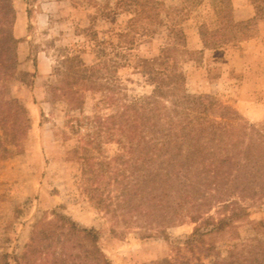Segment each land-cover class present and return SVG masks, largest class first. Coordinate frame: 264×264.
Instances as JSON below:
<instances>
[{
  "label": "rangeland",
  "instance_id": "rangeland-1",
  "mask_svg": "<svg viewBox=\"0 0 264 264\" xmlns=\"http://www.w3.org/2000/svg\"><path fill=\"white\" fill-rule=\"evenodd\" d=\"M24 1L14 0L13 7L18 9ZM29 1L39 10L43 3H56L45 10L53 11L50 26L47 27V18L36 16L31 30L35 37L31 52H41L35 63L42 73L50 70V74L42 78L37 92L30 88L35 76L22 75L21 82L30 90L29 96L26 89L18 91L15 85L10 89L0 86V264H22L24 247L35 234L36 247L28 260L30 264L62 261L82 252L81 246L87 247L90 241L110 264H185L190 260V264H246L250 248L264 249V202L243 201L236 196L215 205L203 218H211L208 223H186L152 238L132 231L124 241L110 233L109 223L77 187L79 167L75 151L91 127L79 128L76 137L64 141V107L34 101L46 99L45 87L55 82L52 70L60 65L64 68L67 57H77L96 76L106 72L100 48L86 36L90 30L97 32L98 41L108 47L113 58L108 67L116 84L125 89L121 95H125L127 103L138 104L150 94L154 77L149 70L164 66L141 64L149 28L135 22V11L121 13L109 23L101 18L99 7L109 2L110 9H115L119 0ZM13 7L11 0L5 13L13 12ZM151 18L155 24L185 29V48L179 44L168 49L185 89L184 106L195 107L206 101L211 108L225 106L242 118L248 125L244 144L257 156L264 182V42L253 47L242 45L241 40L252 33L239 28L232 12L212 13L205 5L190 14L180 0H152ZM207 18H213L215 24L202 40L194 26L196 21L209 22ZM157 43L169 42L159 36ZM245 80L250 85L256 81L260 88L247 89ZM81 94L80 117L84 119L94 115L108 117L119 108L118 104H106L99 93ZM117 151L111 144L108 157ZM56 216L73 223L78 236L64 232L56 221L46 225Z\"/></svg>",
  "mask_w": 264,
  "mask_h": 264
},
{
  "label": "trees",
  "instance_id": "trees-1",
  "mask_svg": "<svg viewBox=\"0 0 264 264\" xmlns=\"http://www.w3.org/2000/svg\"><path fill=\"white\" fill-rule=\"evenodd\" d=\"M180 2L190 14L204 5L212 13L231 9V0ZM246 2L253 7L257 18H264V0ZM115 3V9H110L109 2L98 6L101 18L109 23L121 13L135 11V22L145 23L149 28L141 64L164 66L149 70L154 77L150 94L138 104L125 101V95H121L125 89L116 84L108 67L113 62L108 47L98 41L97 32L90 30L86 36L100 48L106 72L96 76L77 57H67L64 68L60 65L52 70L55 82L45 87L46 99L34 101L64 107L66 121L61 131L64 141L76 137L79 128L91 127L75 151L79 167L77 187L81 195L109 223L110 233L122 241L132 231L152 238L186 223H208L211 218L204 220V216L233 196L243 201L264 202V182L257 156L244 144L247 123L225 106L211 108L206 101L195 107L184 106L185 89L176 74L178 65L169 58L168 49L179 44L185 48V29L153 23L152 0ZM10 5L11 0H0L1 87L11 81L21 82L25 75L16 60L19 41L12 35L15 17L13 12L5 13ZM207 19L209 22L196 21L194 26L202 40L215 24L213 18ZM159 36L167 38L169 43L158 44ZM30 87L37 92L31 83ZM90 91L101 94L106 104H118L116 113L108 117H80L81 92ZM111 144L118 151L108 157ZM55 221L70 236H78L75 225L58 216L46 225ZM36 236H31L24 247L22 264H30ZM81 248L82 252L67 257L71 261L64 258L52 264H110L91 241ZM245 263L264 264V249L250 248Z\"/></svg>",
  "mask_w": 264,
  "mask_h": 264
},
{
  "label": "crops",
  "instance_id": "crops-1",
  "mask_svg": "<svg viewBox=\"0 0 264 264\" xmlns=\"http://www.w3.org/2000/svg\"><path fill=\"white\" fill-rule=\"evenodd\" d=\"M13 4L14 0H12V7ZM55 4L50 2L43 3L40 6L39 10L35 4L31 5L29 0H25L24 2L19 3L18 9L13 7V14L15 19L12 27V35L16 40L19 41L16 48V60L21 65L22 73L31 74L35 76V83L33 84V88H38V84L40 83V81H42V78H46L50 74V70L49 72L45 71L42 73L39 69V65L35 63V61L38 60V58L40 57L39 54H41V52L39 54H33L31 52V46H33V43L31 42L35 40V37L31 36V30L34 26V17L39 16L47 18L46 24L48 27L51 18L50 14L53 11L45 10H47V8L51 9L53 7L52 5ZM32 10H34V12L30 13ZM229 11L232 12V15L236 19H238L237 22L239 23V28H243L246 32L252 33V35H249V37L247 36L246 38H243L241 40L242 45H246L247 47H253L261 41L264 42V18H257L253 7L248 5L246 0H231V9ZM36 55L37 58H35ZM256 81H259V79ZM256 81L253 82L252 80L251 86L248 80H245L247 85L249 84L248 86H246V88H250L253 90L254 88H260ZM13 85L17 87L18 91L26 89L27 95H30V90H28L27 86H25L20 81H11L9 84H7V87L9 86L8 88L10 89V86ZM17 98L19 100V97H13V100H17Z\"/></svg>",
  "mask_w": 264,
  "mask_h": 264
}]
</instances>
